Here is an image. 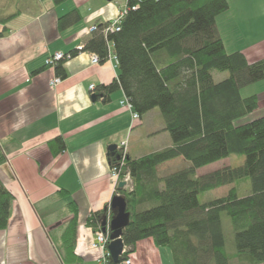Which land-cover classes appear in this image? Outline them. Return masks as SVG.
<instances>
[{"label": "trees", "instance_id": "1", "mask_svg": "<svg viewBox=\"0 0 264 264\" xmlns=\"http://www.w3.org/2000/svg\"><path fill=\"white\" fill-rule=\"evenodd\" d=\"M128 7L121 31H106L112 21L99 23L83 48L69 53L71 58L90 53L104 63L112 46L118 78L97 88L96 97L108 102L122 90L140 118L159 109L173 141L140 159L127 157L125 166L115 168L121 178L129 173L133 181L132 191L117 189L131 213L123 233L128 253L136 251L138 242L152 239L171 250L174 264H264V116L238 123L259 108L258 95L244 97L241 91L264 80V59L249 63L244 53L226 51L217 18L230 9L228 0H129ZM15 17L2 15L0 24ZM82 19L78 10L70 11L59 18L58 29L63 32ZM7 34L3 29L0 38ZM67 61L55 66L61 79L67 77ZM215 72L229 76L216 81ZM53 146L57 152L65 149L62 138ZM232 156H243L244 162L198 176V170ZM178 158L189 166L159 175L162 165ZM6 161L0 144V166ZM109 161L112 169L118 165L112 155ZM246 180L251 191L240 197L238 186ZM227 186L225 196L200 201ZM14 200L0 180V231L9 225ZM69 206L72 217L58 250L65 264H77L78 211L75 203ZM110 211L92 214L87 225L102 230ZM224 213L234 229L233 245L224 231Z\"/></svg>", "mask_w": 264, "mask_h": 264}, {"label": "crops", "instance_id": "2", "mask_svg": "<svg viewBox=\"0 0 264 264\" xmlns=\"http://www.w3.org/2000/svg\"><path fill=\"white\" fill-rule=\"evenodd\" d=\"M228 1L230 9L217 18L226 51L244 53L249 63L264 59V0ZM127 5L128 0L62 4L17 0L15 10H1L3 16L16 17L5 26L0 24V31H8L0 38V144L7 158L0 166V180L15 196L9 225L0 231V264H65L58 246L72 217V202L78 211L77 264H96L100 253L91 248L95 231L87 220L96 212L111 210L118 189L108 148L117 145L119 155L125 145L128 158L140 159L173 145L162 113L153 110L134 120L132 110L123 104L122 90L108 102L96 97L97 88L118 78L112 46V55L104 63L92 64L90 53L68 60L64 64L67 77L56 87L50 85L58 76L55 67H46V60L83 47L92 37L93 26L113 21ZM73 10L80 12L82 21L60 32L59 18ZM92 85L95 91L90 90ZM250 87L249 96L260 97L259 108L240 124L264 116V80ZM152 114L162 120L159 130L151 125ZM168 134L170 141L164 146L144 150V144ZM57 138L65 143L62 152L53 146ZM175 163L189 166L178 158L161 167ZM206 168L198 170V176L221 169L209 172ZM112 215L110 211L104 219L109 223ZM147 242L159 251L152 239ZM131 256L133 264H155L136 252Z\"/></svg>", "mask_w": 264, "mask_h": 264}, {"label": "rangeland", "instance_id": "3", "mask_svg": "<svg viewBox=\"0 0 264 264\" xmlns=\"http://www.w3.org/2000/svg\"><path fill=\"white\" fill-rule=\"evenodd\" d=\"M16 2H17V0H0V9L4 10L3 13L8 12V10L9 11L15 10ZM0 14H1L0 16L3 15L1 13V10H0ZM228 76H229L228 72H215V75H214L216 81H218V80L221 81ZM251 89H252L251 87H247V88L242 89V96L247 97L250 94H252ZM156 111L159 113V115H161V112L159 109H156ZM151 117H152V122H151L152 124L151 125L157 129L162 128L161 127L162 126V120L160 118L159 119L157 118V114H152ZM248 117H250V116H247L246 118H248ZM246 118H244V119L246 120ZM240 122H244V120L242 119L238 123H240ZM168 141H170L169 134L166 136L160 135L156 139L149 141V143H147L146 145L144 144V150H146L148 148L150 149L151 147H154V146H156V147L159 145L164 146ZM140 147L141 146L138 145V148H140ZM162 150H164V149H162ZM231 160L232 161L226 160V161L219 162L215 166H208L205 169V171L210 172L212 170H215L216 168H221V167H223L229 163L233 164V165H240L244 162L243 156H232ZM174 166H177V169H172V168H174ZM181 167L183 168V166H181V164H179V163H177V164L175 163L174 165L167 166V167L163 166L160 168L161 174H162L161 176L162 177L167 176V175H164V173L167 169L169 170L171 168L172 169L171 172L173 173V172L179 171L181 169ZM229 188L230 187L227 186V187H223V188H219V189L210 191V192L206 193L203 197H201L200 201L203 203V202L212 201V200L217 199V198H221L228 193ZM246 190L251 191V184H250L249 180H246V181L239 184L238 194L240 196H244L246 194H249V193H245ZM222 219H223L224 231H225L227 238H228V245H233V243H234V229L232 226L231 219L225 213L223 214ZM147 241H148V239L142 240V241L137 243L138 249L135 252L137 253L139 258L140 257L144 258L145 262H152L153 261L155 264H174L173 255H172V252L170 249L156 246L159 249V251L156 249L154 250L153 249L154 246L152 244H148ZM134 253H132V254H134ZM158 253H159V256H157ZM148 260H150V261H148Z\"/></svg>", "mask_w": 264, "mask_h": 264}, {"label": "built area", "instance_id": "4", "mask_svg": "<svg viewBox=\"0 0 264 264\" xmlns=\"http://www.w3.org/2000/svg\"><path fill=\"white\" fill-rule=\"evenodd\" d=\"M129 1V0H128ZM135 1H140V0H135ZM129 7L127 5L126 9L122 12H120V14L118 15V17L116 19H114L112 21V24L106 28L107 32H119L121 31V23L123 18L125 17V15L128 13ZM97 29V26H93L91 28V31H95ZM83 47H79L78 50H81ZM72 59L70 54H63V53H57L54 56L49 57L46 60V66L53 68L56 66V64L62 60H70ZM91 62L92 64H99L100 63V59L97 55H92L91 57ZM61 78L60 77H55L50 85L52 87H56L57 85H59L61 83ZM95 86L92 85L90 87V90L95 91ZM123 104H126V106H128L131 110H132V106L129 104V102L127 100H125L123 102ZM132 114H133V118L134 120H139L140 117L138 114L134 113L132 110ZM119 150L120 152V159L118 160V165H116V167H114L112 169V176L114 179H116V183L117 186L119 187V184L121 182H125L126 186L125 189L127 190H133V181L131 179L130 174H126L124 176V178L120 177V173L117 169V167L121 166H125L126 165V158H127V150H126V146L122 145ZM110 222V219H109ZM110 244V231L108 230V232H104L103 230H98L95 232V241L91 244V248L94 250L99 251L100 256L97 260L96 264H115L112 260L110 251L108 249V246ZM118 264H133V259L131 254L128 253V248L125 247L124 252L120 258V261Z\"/></svg>", "mask_w": 264, "mask_h": 264}, {"label": "water", "instance_id": "5", "mask_svg": "<svg viewBox=\"0 0 264 264\" xmlns=\"http://www.w3.org/2000/svg\"><path fill=\"white\" fill-rule=\"evenodd\" d=\"M108 151L110 155L116 157L118 160L120 159V155H118L117 145H111L108 148ZM125 186V182H121L119 184L120 189L125 190ZM111 211L113 214L111 220L108 223L107 218L104 219L102 230L104 232H108V230L110 231V244L108 246V249L110 251L113 262L115 264H118L126 247L123 241V233L131 222V213L128 211V203L126 197L123 195L114 196L111 203Z\"/></svg>", "mask_w": 264, "mask_h": 264}, {"label": "bare ground", "instance_id": "6", "mask_svg": "<svg viewBox=\"0 0 264 264\" xmlns=\"http://www.w3.org/2000/svg\"><path fill=\"white\" fill-rule=\"evenodd\" d=\"M97 227V226H96Z\"/></svg>", "mask_w": 264, "mask_h": 264}]
</instances>
